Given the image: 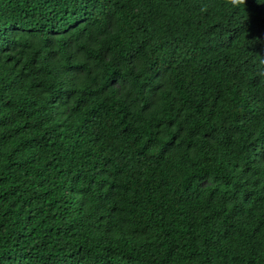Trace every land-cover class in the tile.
Masks as SVG:
<instances>
[{
    "label": "trees",
    "instance_id": "obj_1",
    "mask_svg": "<svg viewBox=\"0 0 264 264\" xmlns=\"http://www.w3.org/2000/svg\"><path fill=\"white\" fill-rule=\"evenodd\" d=\"M0 264H264V0H0Z\"/></svg>",
    "mask_w": 264,
    "mask_h": 264
},
{
    "label": "clouds",
    "instance_id": "obj_2",
    "mask_svg": "<svg viewBox=\"0 0 264 264\" xmlns=\"http://www.w3.org/2000/svg\"><path fill=\"white\" fill-rule=\"evenodd\" d=\"M234 3H243V0H233Z\"/></svg>",
    "mask_w": 264,
    "mask_h": 264
}]
</instances>
